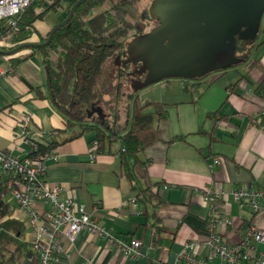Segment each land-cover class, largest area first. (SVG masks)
Listing matches in <instances>:
<instances>
[{
    "label": "crops",
    "instance_id": "0c3cea01",
    "mask_svg": "<svg viewBox=\"0 0 264 264\" xmlns=\"http://www.w3.org/2000/svg\"><path fill=\"white\" fill-rule=\"evenodd\" d=\"M73 2L60 0L55 12L33 24L41 39L64 19ZM48 4L49 0H38L32 8L38 12ZM260 24L259 38L248 45L251 50L244 63L188 83L198 86L195 90L180 80L169 79L137 93L141 103L161 105L165 114V118L155 121L156 140L138 153V162L132 168L139 185L157 198L151 203L141 202V197L136 199L137 190H131L117 155L115 136L128 129L130 104L123 111L116 107L113 114L103 111L98 103L91 105L98 106L105 117L103 122L112 125L104 124L109 144L90 162L88 153L95 141L94 133L62 142L65 135L59 131L63 119L46 97L39 61L33 56L16 65L0 60V69H13V74L0 77V150L25 155L27 147L12 140L24 117L29 118L31 130L52 132L48 142L60 144L50 149L58 160L46 162V185L59 186V199L74 200L114 238L140 243V255L131 259L111 249L102 237L83 230L73 245L61 239L63 251L56 255L55 264H173L186 242L203 241L200 219L206 203L200 191L215 187L229 192L244 184L264 190V99L255 90L264 84V13ZM251 61L255 64L248 68ZM245 71V79L238 80ZM28 86L38 87L41 97L29 91ZM216 111L212 118H205ZM113 115L118 119L111 120ZM203 150H208L204 158L199 154ZM133 200L134 209L127 204ZM3 206L0 224L9 221L8 230L26 244L33 233L24 224L23 214L8 196ZM223 208L234 226L255 219L229 196ZM237 235L238 232L222 231L227 243L236 241Z\"/></svg>",
    "mask_w": 264,
    "mask_h": 264
},
{
    "label": "trees",
    "instance_id": "16d2710c",
    "mask_svg": "<svg viewBox=\"0 0 264 264\" xmlns=\"http://www.w3.org/2000/svg\"><path fill=\"white\" fill-rule=\"evenodd\" d=\"M104 2L105 0H88L78 6L67 24L54 32L47 46L39 49H22L12 56H0V60L16 65L26 57L39 55L46 97L63 119V128L59 131L65 135L62 142L92 132L95 137L93 142L95 154L104 150L110 138L105 131L104 122L101 124L96 117H87L88 107L96 103L93 102L95 99L93 81L99 66L107 63L111 55L121 48L123 39L130 32L138 33L142 28V24L134 20V6L137 0ZM59 3L60 0H49V4L38 12L32 6L27 7L16 20L15 26L4 31L5 35H9V39L5 47H0V51H10L27 43H43L46 37L41 39L33 24L41 21L47 13L55 12L59 8ZM97 8L100 10L89 16V13ZM67 13L68 11L66 15ZM253 43L236 42L234 53L238 57L242 56L244 62L245 59L247 61L251 47L247 49L246 46ZM249 63L251 64H248V68L252 67L255 61ZM246 72L240 73L238 80L245 79ZM182 82L185 87H190V90L198 87L188 84L192 83L190 81ZM28 88L37 97H41V90L38 87ZM255 90L256 95L264 99V84L258 85ZM163 108L156 103H141L136 96L133 97L129 107L128 129L115 136L117 144L119 143L117 155L121 172L128 179L131 190H137L136 199L141 197V202L151 203V200L157 201V198L148 188L139 185L132 174V168L138 162V153L156 140L154 125L155 121L165 118ZM216 113L217 111L207 114L205 118H212ZM46 144L40 146L37 152H48L60 143L47 141ZM207 151H199L202 158L208 154ZM4 210L0 202V218L4 216ZM26 253V247L20 245L7 256L1 254L0 264H24ZM26 264L35 262L29 259Z\"/></svg>",
    "mask_w": 264,
    "mask_h": 264
},
{
    "label": "built area",
    "instance_id": "2783aa9c",
    "mask_svg": "<svg viewBox=\"0 0 264 264\" xmlns=\"http://www.w3.org/2000/svg\"><path fill=\"white\" fill-rule=\"evenodd\" d=\"M38 0H0V47H5L9 35L4 31L13 28L18 17ZM13 74L12 68L0 69V77ZM54 134L49 131L31 130L29 118L20 120L12 134V140L27 147L25 155L11 150H0V202L8 196L15 208L23 214L24 224L32 230L27 252L35 264H55L56 255L63 251L61 239L73 245L75 237L83 230L102 237L107 245L134 259L139 256V241L128 242L114 238L99 227L74 200L59 199L62 189L47 186L43 180L46 162L58 160L51 150L39 153L40 146ZM95 157V145L88 153L89 161ZM206 203L201 216L203 241H188L175 255L173 264H264V190L254 184H244L229 192L211 187L200 191ZM229 196L239 208L252 217L259 216V222L232 225L224 211L223 201ZM133 200L128 205L136 207ZM1 225V224H0ZM1 227V226H0ZM222 231L238 235L236 241L227 243ZM203 252V254H202Z\"/></svg>",
    "mask_w": 264,
    "mask_h": 264
},
{
    "label": "water",
    "instance_id": "95a60500",
    "mask_svg": "<svg viewBox=\"0 0 264 264\" xmlns=\"http://www.w3.org/2000/svg\"><path fill=\"white\" fill-rule=\"evenodd\" d=\"M88 0H76L66 17L54 25L43 43H27L1 57L12 56L22 49H39L49 44L56 30L72 17L74 10ZM158 24L148 34L132 40L127 54L132 65H140L143 83L134 84L138 91L163 80L194 81L203 79L242 62L235 57L236 42H254L264 13V0H153L148 10ZM103 122L98 106L86 111ZM31 258L25 254L24 264Z\"/></svg>",
    "mask_w": 264,
    "mask_h": 264
},
{
    "label": "rangeland",
    "instance_id": "374dc122",
    "mask_svg": "<svg viewBox=\"0 0 264 264\" xmlns=\"http://www.w3.org/2000/svg\"><path fill=\"white\" fill-rule=\"evenodd\" d=\"M152 1L153 0H137L134 6V20L142 24V28L138 33H147L155 25L154 20L149 17L148 13ZM106 2L107 0H105L104 3ZM99 10V8L93 9L89 13V16L96 14ZM260 27H262V25L259 23V28ZM136 34L137 33L134 31L130 32L125 37V39H123L121 48L111 55L107 63L99 66L98 72L93 81L92 88L95 95V99L93 102L100 104L102 110L108 114H113V111L116 110V107L120 108L123 111V109L126 108L125 105L130 104L131 97L133 98L137 95V93H139L140 90L144 89L142 88L136 91L133 87L134 84L143 83L145 80V75L144 77H142L133 74L135 71L134 68L130 70V73L132 74H127L124 70V65L127 63L125 56L126 45L128 44L129 40L132 39ZM33 57H35L36 60L39 61V64L41 66L39 55L35 54L33 55ZM235 57L237 59H240L238 56ZM112 100L115 101L111 103ZM117 117L118 116L113 115L111 120H116L118 119ZM106 124L107 126L112 125L109 122H107ZM259 219L260 217L256 216L253 224H257L259 222ZM8 222L9 221L5 220L0 228V254H3L5 256H7L12 251L11 249L14 246L24 244L22 239H19V237H16L8 230L10 229L9 227H11ZM24 234H26V232H24ZM24 246L27 248L28 243L24 244Z\"/></svg>",
    "mask_w": 264,
    "mask_h": 264
},
{
    "label": "flooded vegetation",
    "instance_id": "af4514ba",
    "mask_svg": "<svg viewBox=\"0 0 264 264\" xmlns=\"http://www.w3.org/2000/svg\"><path fill=\"white\" fill-rule=\"evenodd\" d=\"M150 17V16H149ZM154 20V19H153ZM154 22H155V25H154V27L151 29V30H153L155 27H157L158 26V24L156 23V21L154 20ZM150 30V31H151ZM149 32V31H148ZM148 32L147 33H137L132 39H130L129 40V42H128V44L132 41V40H134V39H137L138 37H141V36H143V35H146V34H148ZM128 44L126 45V51H125V56H126V64L124 65V70H125V72L127 73V74H132V73H130V70L131 69H135V71H134V73L133 74H136V75H138L137 74V72H138V70H139V67H140V65L138 64V65H132L131 63H130V61H129V58H128V54H127V47H128ZM125 46V45H124ZM248 46H246V48H247ZM235 56H237L236 54H234ZM240 59H242L243 57L241 56V57H239ZM243 60V59H242ZM245 61H246V59H245ZM243 63H244V60H243ZM144 75L145 74H141V75H139V76H142V77H144ZM135 76V75H134ZM199 80H201V79H199ZM195 82H197V80H194V82H192V83H195Z\"/></svg>",
    "mask_w": 264,
    "mask_h": 264
}]
</instances>
